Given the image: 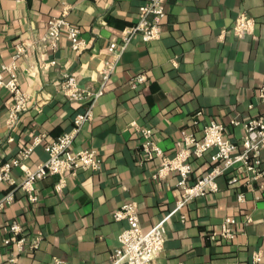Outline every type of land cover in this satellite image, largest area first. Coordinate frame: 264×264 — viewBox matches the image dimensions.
<instances>
[{
	"label": "crops",
	"instance_id": "0c3cea01",
	"mask_svg": "<svg viewBox=\"0 0 264 264\" xmlns=\"http://www.w3.org/2000/svg\"><path fill=\"white\" fill-rule=\"evenodd\" d=\"M143 3L0 0V65L11 61L18 43L32 45L18 61L21 86L30 99L16 125L8 121L12 94L0 89V163L19 157L37 134H46L47 142L73 130L74 118L88 104L71 100L62 90L67 74L90 91L104 90L74 141L76 150L98 151L102 168L68 174L62 191L56 190L60 176L47 175L36 182L37 202L16 190L13 204L0 213V263L12 264L8 259L17 253L15 245L3 240L6 224L18 219L28 241L39 236L41 246L17 255L13 264H54L55 258L67 264H113L118 235L128 227L126 220H114V212L136 200L140 225L147 231L176 208L183 194L177 174L161 183L155 180L160 161L141 152L138 128L151 127L154 139L172 155L182 131L202 134L204 125L216 119L226 125L227 137L240 143L243 124L261 114L264 0H167L160 39L144 42L133 36L104 84L100 70L114 58L107 48L111 41L122 42ZM66 9L68 21L80 27L87 43L81 52L73 51L65 30L57 49L39 43L50 21ZM241 13L255 19L254 33L243 38L227 32ZM140 74L147 75L146 82L134 86L132 80ZM199 110L203 115L197 116ZM214 152L194 159L195 176L211 169ZM47 157L44 146H37L27 167L35 169ZM12 175L24 178L18 167ZM228 178L220 176L217 192L201 195L171 215L156 264H253L255 252H261L264 264V177L250 186L244 175L233 185ZM11 189L8 182L0 183V198ZM227 217L237 220L235 238H213Z\"/></svg>",
	"mask_w": 264,
	"mask_h": 264
},
{
	"label": "built area",
	"instance_id": "2783aa9c",
	"mask_svg": "<svg viewBox=\"0 0 264 264\" xmlns=\"http://www.w3.org/2000/svg\"><path fill=\"white\" fill-rule=\"evenodd\" d=\"M167 0H144L139 10V18L136 23L128 26L122 33V42L111 41L107 52L114 57L110 62H106L101 68L103 83L109 81L112 72L122 58L128 44L133 36L139 35L142 40L154 41L160 39L162 26L167 15ZM68 9L61 16L53 18L43 36L39 40L41 45H48L57 49L60 38L65 30L67 38L71 41V47L74 52L83 51L87 43L81 37V29L75 26L67 19ZM255 30V19L245 13L237 16L235 22L227 30L235 36L246 37L253 34ZM31 44L20 42L16 46V51L11 57L9 63L0 65V89H6L12 94V103L9 108L10 113L8 121L16 125L20 121L21 114L28 110L29 94L22 89L20 75L18 71V61L25 57ZM52 61L51 64H55ZM147 75L140 74L133 78L134 86L146 82ZM62 90L73 101L87 103L88 107L74 118V128L52 141H45L46 134H37L32 139L29 148L22 150L19 157L12 161L0 163V183L8 182L12 189L0 198V213L8 206L12 205L16 199V190L28 197L29 201L37 202L38 195L35 193L36 182L45 179L47 175L56 174L60 176L56 184V190L62 191L67 182L68 174H77L81 170L97 171L103 166V158L95 149H74L75 139L83 128V124L92 119L93 106L97 99L103 95V87L98 90L90 91L83 87L76 77L67 74L61 82ZM260 102L263 105L261 114L249 118L243 124L244 135L242 141L236 142L226 135V125L218 120L210 119L203 127L202 134L188 133L182 131L177 141L175 152L170 155L164 150L157 140L154 139V131L151 127H139L138 132L141 137L140 150L148 159H159V165L153 173L155 180L159 183L171 174L179 176L178 186L183 190L182 198L177 201L176 208L166 215L163 219L157 221L150 230L145 231L140 225L139 208L137 201L132 199L121 205L113 214L114 220H126L128 227L118 235L119 246L112 256L113 264L125 262L127 264H156V257L164 249L167 238V220L172 214L183 210L184 206L201 195H207L219 190L218 178L226 175L229 182L233 185L241 175L245 176V184L250 186L254 181L264 177V160L261 158V152L264 150V81L258 93ZM203 115L199 110L197 116ZM234 124H239L237 120H232ZM136 126L138 124L133 122ZM44 146L48 157L46 161L39 164L35 169L27 167L26 161L31 152L37 146ZM215 150L211 154L212 166L206 174L195 176L193 173V161L202 157L204 153ZM18 167L24 172V178L18 181L12 175V169ZM233 173V174H231ZM194 176V177H193ZM238 200L243 202L245 194L240 193ZM186 215L183 214L184 220ZM235 217H227L222 223L218 233L212 236H221L224 239L231 240L236 236ZM7 236L3 242L5 245H15L17 253L14 252L8 259V262L15 263L17 255L29 250L40 248L41 238L38 236L28 241L27 230L23 223L14 219L5 226ZM253 264H260L263 256L261 252H255L253 255ZM2 264V263H0ZM54 264H67V262L55 258Z\"/></svg>",
	"mask_w": 264,
	"mask_h": 264
}]
</instances>
